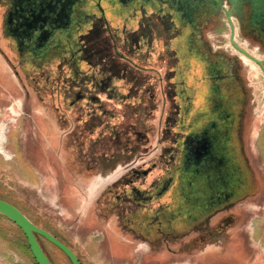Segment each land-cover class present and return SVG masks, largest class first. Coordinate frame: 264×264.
<instances>
[{
    "label": "flooded vegetation",
    "instance_id": "flooded-vegetation-1",
    "mask_svg": "<svg viewBox=\"0 0 264 264\" xmlns=\"http://www.w3.org/2000/svg\"><path fill=\"white\" fill-rule=\"evenodd\" d=\"M0 23L14 77L76 115L83 144L104 134L97 156L127 136L148 149L157 123L166 153L105 190L107 206L133 205L123 229L172 251L173 238L212 220L200 242L224 235L225 254L264 200L260 141L252 153L246 138L249 70L264 82V0H0Z\"/></svg>",
    "mask_w": 264,
    "mask_h": 264
},
{
    "label": "rangeland",
    "instance_id": "rangeland-1",
    "mask_svg": "<svg viewBox=\"0 0 264 264\" xmlns=\"http://www.w3.org/2000/svg\"><path fill=\"white\" fill-rule=\"evenodd\" d=\"M5 55L0 23V126L4 127L0 138V198L17 205L35 226L62 240L80 264H264L262 199L248 204L251 214L232 233L244 231L232 236L225 245V254L224 235L217 236L211 244L200 242L215 227L212 220L190 234L173 238L172 251H149L121 224L122 211L132 209L133 205L107 206L105 190L117 187L130 169L166 153L168 143L160 142L157 123L148 149L140 150L127 136L121 146L115 143L108 154L97 156L101 149L105 152V148L98 147L99 141L104 142V134L100 132L94 142L83 144L77 116L65 107H58L54 98L43 91L28 89L25 82L14 77ZM249 75L255 103L246 138L252 153L257 140L260 141L264 159V82L256 68L249 70ZM24 95L30 98L26 108L22 107ZM136 110L144 119L150 117L147 107L138 105ZM238 211L237 207L224 214L236 216L234 212ZM42 244L53 264H70L56 246L44 239ZM209 255L211 258L203 262L202 257ZM0 264H36L26 249L22 232L3 216H0Z\"/></svg>",
    "mask_w": 264,
    "mask_h": 264
},
{
    "label": "water",
    "instance_id": "water-1",
    "mask_svg": "<svg viewBox=\"0 0 264 264\" xmlns=\"http://www.w3.org/2000/svg\"><path fill=\"white\" fill-rule=\"evenodd\" d=\"M0 214L14 223L26 238L30 253L36 264H53L44 252L37 236H41L49 243L60 249L71 264H80L73 251L55 239L51 234L35 226L19 209L0 199Z\"/></svg>",
    "mask_w": 264,
    "mask_h": 264
},
{
    "label": "trees",
    "instance_id": "trees-1",
    "mask_svg": "<svg viewBox=\"0 0 264 264\" xmlns=\"http://www.w3.org/2000/svg\"><path fill=\"white\" fill-rule=\"evenodd\" d=\"M1 200H4V201H6V202H8V203H10V204H12L13 206H15L17 209H19L25 216H26V214L17 206V205H15L14 203H12V202H9V201H7V200H5V199H3V198H0ZM0 216H3V215H1L0 214ZM4 217V216H3ZM27 217V216H26ZM6 218V217H5ZM28 218V217H27ZM29 219V218H28ZM9 220V219H8ZM30 220V219H29ZM10 221V220H9ZM19 229V228H18ZM20 230V229H19ZM47 232V231H46ZM49 233V232H48ZM49 234H51V233H49ZM55 239H57V240H59L61 243H63V241L62 240H60L58 237H56L55 235H53V234H51ZM22 236L24 237V240H25V246H26V249L30 252V250H29V247H28V245H27V242H26V238H25V236L23 235V233H22ZM37 238H38V240H39V242H40V244H41V246L43 247V249H44V246H43V244H42V240L44 239V238H42L41 236H37ZM45 240V239H44ZM64 244V243H63ZM64 245H66V244H64ZM67 246V245H66ZM68 247V246H67ZM60 250V249H59ZM61 251V250H60ZM44 252L46 253V250L44 249ZM62 252V251H61ZM63 253V252H62ZM31 254V253H30ZM46 254H48V253H46ZM64 254V253H63ZM65 255V254H64ZM48 256V255H47ZM67 258V257H66ZM68 259V258H67ZM69 261V260H68ZM35 262V261H34ZM70 263V262H69ZM71 264V263H70Z\"/></svg>",
    "mask_w": 264,
    "mask_h": 264
},
{
    "label": "bare ground",
    "instance_id": "bare-ground-1",
    "mask_svg": "<svg viewBox=\"0 0 264 264\" xmlns=\"http://www.w3.org/2000/svg\"><path fill=\"white\" fill-rule=\"evenodd\" d=\"M3 132H4V127L2 125V126H0V138L2 137V135H4Z\"/></svg>",
    "mask_w": 264,
    "mask_h": 264
}]
</instances>
